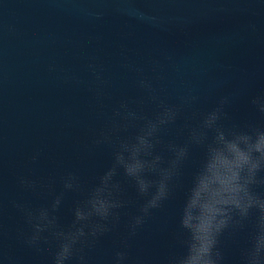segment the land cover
<instances>
[{"label":"water","instance_id":"95a60500","mask_svg":"<svg viewBox=\"0 0 264 264\" xmlns=\"http://www.w3.org/2000/svg\"><path fill=\"white\" fill-rule=\"evenodd\" d=\"M153 61H159L156 72L151 71ZM89 63L100 67L106 82L99 100ZM126 64L144 71L137 73ZM141 75L153 80L166 103L200 97L162 134L165 143L183 142L187 131L178 135V129L186 122L195 125L199 114L222 96H233L226 108L233 122L264 123L251 104L253 97L264 94V0H0V199L5 227L0 264H50L55 243L43 245L41 252L24 246L19 233L29 229L12 202L46 206L62 190L61 177L68 172L80 176L85 192L91 188L111 164L112 149L93 141L113 110L121 101L137 100L143 102L139 106L145 115L156 111L136 86ZM37 150L40 157L31 163ZM203 157V148H192L183 186L129 241L128 264L138 259L164 264L170 253L183 251L176 240L179 217ZM19 176L51 188L33 194L19 187ZM125 188L127 198L135 201V189L129 184ZM83 198L82 193L65 195L58 213L62 226L71 223L72 208ZM138 203L122 210L120 225L85 250L90 264H111ZM245 242V234L238 243L227 242L226 264H239Z\"/></svg>","mask_w":264,"mask_h":264},{"label":"clouds","instance_id":"9594fccd","mask_svg":"<svg viewBox=\"0 0 264 264\" xmlns=\"http://www.w3.org/2000/svg\"><path fill=\"white\" fill-rule=\"evenodd\" d=\"M169 61L173 59L169 54ZM159 61H153L156 72ZM137 73L144 69L124 65ZM96 80L95 95H104L106 83L102 70L88 64ZM136 86L156 105L152 116L143 113V102L121 101L99 131L94 145H108L110 166L97 177L86 192L80 176L68 172L61 177L62 190L53 193L46 206L33 208L13 201L28 231H21L24 246L43 251V245L54 242L50 264H90L86 249L96 246L100 238L113 232L121 223L122 210L138 203L136 213L126 223L127 234L115 251L111 264H128L129 241L136 237L154 210H159L182 187L184 167L193 147L204 149V157L192 174L190 186L179 217L176 240L182 252H172L164 264H226L227 242L238 243L241 234L246 242L239 249V264H264V123L232 121L226 108L233 96L220 97L215 106L199 114L195 125L185 123L178 135H187L183 142H164L162 134L176 125L185 107L199 102L198 95L179 97L178 104L166 103L153 86V80L141 75ZM254 109L264 116V94L251 99ZM137 105V107H133ZM135 129L131 135H122ZM37 150L30 158L36 163ZM21 189L37 194L51 185L28 176H19ZM125 184L135 189L136 200L127 198ZM82 193L72 208L73 219L67 226L59 222L58 213L65 195ZM2 196V192H0ZM0 199V237L5 235ZM127 215V213H123ZM136 264H144L137 260Z\"/></svg>","mask_w":264,"mask_h":264}]
</instances>
